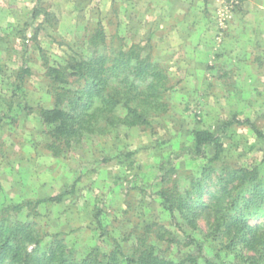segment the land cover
<instances>
[{"label":"rangeland","instance_id":"1","mask_svg":"<svg viewBox=\"0 0 264 264\" xmlns=\"http://www.w3.org/2000/svg\"><path fill=\"white\" fill-rule=\"evenodd\" d=\"M35 9L50 21L33 18ZM98 22L109 43L140 44L166 70V107L149 127L91 136L57 157L39 115L54 106L45 64L82 53ZM22 68L31 74L14 95ZM255 129L264 135V0H0V216L34 223L43 247L59 234L78 259L95 248L112 251L116 242L130 253L152 224L169 232L147 236L161 256H198L195 245L185 246L193 237L215 259L203 221L201 230L183 233L163 209L158 179L166 175L183 190L213 165L189 151L195 130L225 143L208 191L219 186L223 167H258L264 176V139ZM65 192L60 204L37 206V216L31 207L13 211Z\"/></svg>","mask_w":264,"mask_h":264},{"label":"trees","instance_id":"2","mask_svg":"<svg viewBox=\"0 0 264 264\" xmlns=\"http://www.w3.org/2000/svg\"><path fill=\"white\" fill-rule=\"evenodd\" d=\"M40 15L50 21L47 11L35 9L32 17ZM45 66L54 106L41 107L39 115L48 128L47 148L54 156L65 155L91 136H106L123 127H149L151 119L165 110L170 82L166 70L140 44L109 43L101 22L86 36L82 53L68 56L57 66L48 62ZM30 74L29 68L16 74L19 84L13 89L14 95L22 91ZM255 131L264 139L259 130ZM192 135L191 154L196 159H208L213 165L203 166L198 176H190L183 190L170 187V179L161 176L158 194L163 209L170 213L181 232L185 233V228L199 231L201 221L205 223V240L211 246L215 244V259L206 257V245L193 237H187L185 246L195 245L198 256L190 253L179 260L161 256L159 248L147 237L154 231L152 224H146L144 237H139V244L130 253L116 242L112 251L95 248L78 259L61 235H52L50 243L43 247L45 237L34 223L7 213V217L0 216V264H201V259L202 264H225L220 259L228 256L233 261L226 264H264V176L258 167L222 165L219 186L208 191V182L216 172L214 163L222 159L225 143L222 135L210 130H195ZM164 171L168 172L166 168ZM66 195L65 192L29 201L15 206L13 211L19 213L31 207L35 212L43 203L60 204ZM157 231L169 233L161 228ZM163 234L159 232L161 238Z\"/></svg>","mask_w":264,"mask_h":264}]
</instances>
